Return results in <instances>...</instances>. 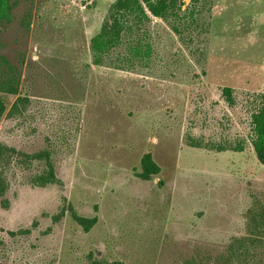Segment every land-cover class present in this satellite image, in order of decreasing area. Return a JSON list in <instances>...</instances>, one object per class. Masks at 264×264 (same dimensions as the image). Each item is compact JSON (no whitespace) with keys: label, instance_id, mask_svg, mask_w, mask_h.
I'll list each match as a JSON object with an SVG mask.
<instances>
[{"label":"rangeland","instance_id":"rangeland-1","mask_svg":"<svg viewBox=\"0 0 264 264\" xmlns=\"http://www.w3.org/2000/svg\"><path fill=\"white\" fill-rule=\"evenodd\" d=\"M114 1L25 0L2 28L0 53L22 67L32 102L3 119L0 140L49 150L59 182L33 184L44 162L13 166L0 264L215 257L264 203V162L250 142L264 93V0H201L182 36L152 17V54L128 69L93 64L91 39ZM147 152L161 167L150 181L138 176ZM72 210L97 223L86 230ZM253 258L264 264V246Z\"/></svg>","mask_w":264,"mask_h":264},{"label":"trees","instance_id":"trees-1","mask_svg":"<svg viewBox=\"0 0 264 264\" xmlns=\"http://www.w3.org/2000/svg\"><path fill=\"white\" fill-rule=\"evenodd\" d=\"M22 1L25 0H0V39L3 26L12 21L14 8ZM200 1L189 0L186 8H183L185 0H115L110 5L108 16L100 30L91 39L93 64L102 66L107 60H111L116 68L128 69L137 63L148 61L153 51L150 41L152 17L162 19L175 33L182 36L196 23ZM122 47L123 51L120 50ZM22 77V67L0 53V125L4 118H22L29 109L32 99L22 87ZM223 93L229 103L233 104V88L224 87ZM7 97L15 99L9 102ZM251 123L250 142L257 158L264 162V93L260 94V106L252 113ZM195 145L202 146L200 142ZM244 147V144L238 147L228 144L217 146L219 151H242ZM34 161L44 162L41 172L32 177L34 185L46 186L59 182L49 150L30 154L0 140V201L3 205L8 206L6 193L10 188L9 174L13 166L24 165L29 169ZM141 165L142 171L138 176L145 181H150L161 171L151 152L143 156ZM72 216L86 230L97 223L96 217H84L74 210ZM247 218V235L234 237L227 246L226 253L208 258L192 256L182 264H258L253 257L257 254L258 247L264 246V203L249 208Z\"/></svg>","mask_w":264,"mask_h":264}]
</instances>
